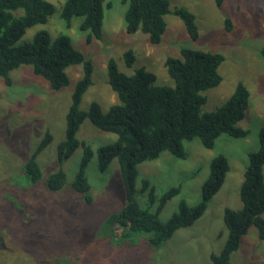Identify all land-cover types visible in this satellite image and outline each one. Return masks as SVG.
Segmentation results:
<instances>
[{
  "label": "rangeland",
  "instance_id": "rangeland-1",
  "mask_svg": "<svg viewBox=\"0 0 264 264\" xmlns=\"http://www.w3.org/2000/svg\"><path fill=\"white\" fill-rule=\"evenodd\" d=\"M51 1L57 7L62 2ZM108 1L111 3L105 7L101 40L87 43L80 29L81 18L74 17L68 27L58 8L47 23L29 28L19 43L31 41L40 29H47L52 38L60 33L69 34L76 47L92 57L94 63L93 84L80 106L87 109L96 100L104 111L117 101L108 82V58L114 57L126 73L145 66L157 74V84L174 85L165 61L168 56H179L180 47L220 51L225 55L219 66L223 80L204 92L207 102L201 110H214L242 81L250 90V108L240 125L250 132L247 137L223 134L214 149L206 148L195 138L184 142V158L165 151L155 160L142 162L136 198L163 222L178 210L181 199L190 205L201 199L203 182L215 153H225L231 167L204 215L191 227L178 230L159 247L149 244L145 232L117 243L100 238V224L97 225L99 218L119 211L127 202L118 159H113L103 171L98 167L97 149L114 142L115 133L99 129L89 118L80 125L78 137L95 151L85 171L92 185V202L68 185L51 192L41 184H27L23 171L24 163L38 150L49 130L52 139L37 158L44 176L62 167L71 183L80 172L83 148L79 147L60 165L57 147L66 137V114L82 67H68L71 83L60 90L52 89L30 65L12 70L11 83L0 77V264H212L210 254L220 252L227 239L224 208L242 207L240 187L244 169L249 153L260 147V130L264 127V0H225L221 6L214 0H170L171 9L187 7L196 15L200 34L193 40L182 20L169 14L167 30L158 45L151 44L141 31L126 33L127 1ZM227 18L231 28L226 25ZM128 49L136 55L132 66L126 64L123 56ZM144 178L154 185L158 197L171 186L179 185L181 191L163 205L157 198L152 202L148 190L141 192ZM229 264H264V240L259 238L256 226L249 228Z\"/></svg>",
  "mask_w": 264,
  "mask_h": 264
},
{
  "label": "trees",
  "instance_id": "trees-1",
  "mask_svg": "<svg viewBox=\"0 0 264 264\" xmlns=\"http://www.w3.org/2000/svg\"><path fill=\"white\" fill-rule=\"evenodd\" d=\"M61 1L57 7L51 0H0V77L7 83H11L12 70L30 65L33 72L45 78L52 89L60 90L71 83L68 67H82L66 114V137L57 147L60 165L79 147L83 148L80 172L71 183H68L67 173L62 167L44 176L37 158L52 139L51 132L47 130L38 150L23 165L29 181L24 183L41 184L51 192L68 185L82 193L84 200L92 202V185L85 171L95 151L90 143L78 137L81 123L89 118L99 129L117 135L114 142L99 145L98 167L103 171L117 158L127 195L122 209L98 219V235L122 243L145 232L149 244L159 247L178 230L191 227L204 215L210 199L221 189L231 165L225 153H215L210 161L209 174L203 182L201 199L194 205L181 199L178 210L165 222L136 198L139 165L159 158L165 151L184 158L187 155L184 142L195 138H199L206 148L214 149L223 134L247 137L250 131L240 122L250 108V90L239 81L223 103L212 111L202 112L201 107L207 102L204 92L217 87L223 80L219 66L225 55L220 51L182 46L179 56H168L165 61L174 85L157 84V74L145 66L126 73L119 68L114 57L108 58V82L117 94V101L106 111L96 100L84 109L80 106L83 95L93 84L92 57L76 47L69 34L60 33L52 38L47 29L38 30L31 41L19 43L29 28L47 23L58 8L68 27L74 17L81 18L80 29L85 33L87 43L103 38L105 7L110 6V1ZM124 1L128 2L124 13L128 34L141 31L147 34L151 44L158 45L167 30V15L174 14L182 20L193 40L199 37L196 15L187 7L171 9L170 0ZM214 1L221 6L225 0ZM226 25L232 27L229 18ZM123 56L126 64L132 66L136 59L134 50L128 49ZM248 158L240 187L242 207L224 208L227 239L220 252L210 254L212 264H229L232 253L239 249L252 225L256 226L259 238L264 240V127L260 130L259 149L251 151ZM146 190L149 191L150 201L157 198L163 205L178 195L181 187L171 186L158 197L154 185L144 178L141 192Z\"/></svg>",
  "mask_w": 264,
  "mask_h": 264
}]
</instances>
